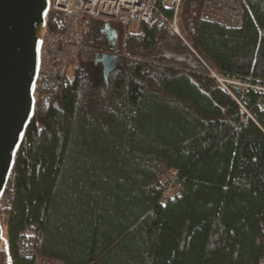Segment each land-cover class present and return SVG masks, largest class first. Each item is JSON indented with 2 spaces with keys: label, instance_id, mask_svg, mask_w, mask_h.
I'll list each match as a JSON object with an SVG mask.
<instances>
[{
  "label": "trees",
  "instance_id": "1",
  "mask_svg": "<svg viewBox=\"0 0 264 264\" xmlns=\"http://www.w3.org/2000/svg\"><path fill=\"white\" fill-rule=\"evenodd\" d=\"M243 23L182 0L177 36L87 22L61 80L38 100L0 201V264H260L264 251V0ZM49 29H63L60 12ZM51 27V28H50ZM110 51L117 63L81 61ZM209 69L245 87L225 90ZM177 171L179 194L162 179Z\"/></svg>",
  "mask_w": 264,
  "mask_h": 264
},
{
  "label": "built area",
  "instance_id": "2",
  "mask_svg": "<svg viewBox=\"0 0 264 264\" xmlns=\"http://www.w3.org/2000/svg\"><path fill=\"white\" fill-rule=\"evenodd\" d=\"M181 3L182 0H49L48 15L51 11L60 12L63 29H49L46 24L40 48L38 80L47 76L61 81L70 72L83 48L89 20L104 24L117 22L128 26L129 30H138L144 24L177 36L190 48L180 29ZM201 17L231 27H239L243 23L239 0H203ZM209 76L228 91L229 85H242L211 69ZM34 96L38 98L37 87ZM176 178L177 171L172 170L162 179V184L167 187L164 201L179 194L180 187L174 184ZM260 264H264V251Z\"/></svg>",
  "mask_w": 264,
  "mask_h": 264
},
{
  "label": "water",
  "instance_id": "3",
  "mask_svg": "<svg viewBox=\"0 0 264 264\" xmlns=\"http://www.w3.org/2000/svg\"><path fill=\"white\" fill-rule=\"evenodd\" d=\"M49 8V0H0V201L35 115L40 48ZM105 32L117 38L109 23L102 29L104 38ZM95 57L106 79L116 67L117 56L106 51ZM3 233L0 219V239L7 244ZM5 248L8 264H12Z\"/></svg>",
  "mask_w": 264,
  "mask_h": 264
},
{
  "label": "flooded vegetation",
  "instance_id": "4",
  "mask_svg": "<svg viewBox=\"0 0 264 264\" xmlns=\"http://www.w3.org/2000/svg\"><path fill=\"white\" fill-rule=\"evenodd\" d=\"M105 42L107 43V45L109 46V47H111V46H113V38H112V36L108 33V32H105ZM102 54V53H101ZM99 58L98 57H95L94 56V64L96 65V66H98L99 64H100V62H99V60H98Z\"/></svg>",
  "mask_w": 264,
  "mask_h": 264
},
{
  "label": "rangeland",
  "instance_id": "5",
  "mask_svg": "<svg viewBox=\"0 0 264 264\" xmlns=\"http://www.w3.org/2000/svg\"><path fill=\"white\" fill-rule=\"evenodd\" d=\"M181 29V28H180ZM130 32H136L137 30H129ZM182 33V31H181ZM182 36H183V33H182ZM184 38V36H183ZM185 39V38H184ZM186 41V40H185ZM187 42V41H186ZM188 43V42H187ZM81 61H84V62H90V61H94V56L90 55V56H82L81 57ZM241 87H245L244 85H241ZM36 99V98H35ZM38 100V98L36 99V101ZM1 204H0V209H1Z\"/></svg>",
  "mask_w": 264,
  "mask_h": 264
},
{
  "label": "bare ground",
  "instance_id": "6",
  "mask_svg": "<svg viewBox=\"0 0 264 264\" xmlns=\"http://www.w3.org/2000/svg\"><path fill=\"white\" fill-rule=\"evenodd\" d=\"M51 28V27H50Z\"/></svg>",
  "mask_w": 264,
  "mask_h": 264
}]
</instances>
